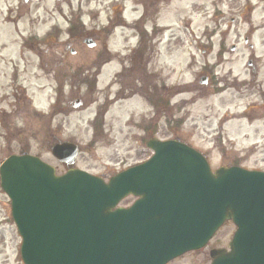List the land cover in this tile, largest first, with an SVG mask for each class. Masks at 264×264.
Instances as JSON below:
<instances>
[{
	"label": "rangeland",
	"instance_id": "rangeland-1",
	"mask_svg": "<svg viewBox=\"0 0 264 264\" xmlns=\"http://www.w3.org/2000/svg\"><path fill=\"white\" fill-rule=\"evenodd\" d=\"M3 1L5 0H0V4ZM8 1L15 8L13 16L21 9L27 34L42 38L55 27L61 31L59 42L64 44L69 41L67 30L70 20L79 16V13L74 14V11H71L75 3L81 2L86 7L93 4V0H42L31 4H24L23 1L20 3L19 0ZM112 1L97 0L96 13H99L100 18L92 17V13L86 12L89 14L84 19L86 33L107 24L106 13L110 14L115 23L122 19L118 11L107 9L106 4ZM127 6L129 9L139 8L136 14L126 13L128 22L142 14L145 28L149 31L152 25L159 26L158 32L153 31L152 36L147 34V37L154 38L150 44L153 70L159 74L161 84L166 83L168 87L173 88L174 95L170 103L173 109L163 115L160 110L157 112L149 105V100L141 101L137 98L119 102L103 115L107 105L104 88L107 77L111 74L104 73L99 77L95 91L89 93L88 97L90 88H94L92 83L79 87L81 96L65 88L62 97L65 99L67 112L64 109L63 115H59L51 123L47 122V117L32 114L27 121L16 118L3 126L0 124V129L6 131L8 128L10 131L12 122L15 133L7 138L0 137V163L8 154L26 150L30 154L40 156L55 166L58 173H62L67 168L53 158L51 146L59 141H71L80 146L74 167L108 178L151 155L146 147L149 136L144 135L143 129L137 125L144 119L153 118L158 127V137L187 141L204 153L213 167L234 161L248 169L264 170V137L251 135L256 129L264 130V122H253L241 114L245 107L252 103V99L240 98L238 95L234 97L230 93L223 97H203L200 90H193L195 87H201L198 65L190 66L193 64L192 55H195L200 63L205 62L204 56L197 54L192 48L191 30L196 35L203 33L205 29L209 31L213 25L211 18L223 15L224 21L217 23L224 25H221L213 40V54L207 60L216 62V56L219 50H222L220 44L223 43L225 54L221 66L225 69L231 68L234 74H239V78L243 79L248 69V60L254 57V65L261 68V76L264 77V0H129ZM232 18L234 22H231ZM228 24H232L231 31ZM251 26L256 30L253 34L250 33ZM112 27L114 26H110V29ZM81 31L82 29L80 33ZM132 31L134 30L122 28L123 34L137 35V32ZM140 31L141 28L139 33ZM222 32L225 33L223 36ZM108 36L109 31L101 34L105 40ZM246 36H249V42L254 44L253 48L249 43H244ZM171 37L176 39L172 41ZM137 38L129 41V47L135 45L137 40L141 41L139 34ZM157 38H161L160 44H157ZM178 40L182 43L175 46L174 43ZM233 45H236L237 50L230 52ZM126 46L127 44L124 45L122 54L125 53ZM64 49V46L59 48ZM76 49L92 52L94 48L77 46ZM37 73L41 78L36 79ZM43 77H47V74L33 67L29 73L28 84L31 87L33 104L46 108L53 91L48 87L44 90L40 88L47 85V80ZM162 94L168 95L167 91H162ZM81 97L84 99V105L80 108H73L66 103ZM98 110L100 117L94 131L92 122ZM58 120H61L60 123ZM128 202L129 200L123 203ZM20 246L21 238L11 217L10 201L0 187V264H23ZM201 258L189 254L175 264H192L195 259Z\"/></svg>",
	"mask_w": 264,
	"mask_h": 264
},
{
	"label": "water",
	"instance_id": "water-1",
	"mask_svg": "<svg viewBox=\"0 0 264 264\" xmlns=\"http://www.w3.org/2000/svg\"><path fill=\"white\" fill-rule=\"evenodd\" d=\"M148 146L155 155L147 163L109 184L79 170L57 177L36 157L9 158L1 183L23 237L25 264H165L201 247L226 219H264V172L212 173L185 144L153 140ZM53 154L72 164L76 147L58 144ZM130 193L144 198L130 210H111ZM250 233L241 224L235 244Z\"/></svg>",
	"mask_w": 264,
	"mask_h": 264
},
{
	"label": "flooded vegetation",
	"instance_id": "flooded-vegetation-1",
	"mask_svg": "<svg viewBox=\"0 0 264 264\" xmlns=\"http://www.w3.org/2000/svg\"><path fill=\"white\" fill-rule=\"evenodd\" d=\"M81 4L79 2V5ZM2 5L0 4L1 126L14 120L16 117L22 118L23 120L29 118L31 102L27 96L29 88L28 79L30 70L33 67L42 72L45 71L47 74H53L55 80H60L62 77L61 74L65 72L68 74L70 85L74 89L79 88L77 85L79 81L86 84L93 74V80L95 82L96 75L101 73L103 67L112 66L114 73L108 78L105 92L108 103L107 111H110V108L119 102L131 101L134 98L147 96L150 93L155 99L160 97L159 75L153 70L154 62L152 51L149 50L148 45H145V47L142 46L145 40L142 39L139 45L137 43L135 49H125V53L122 54V49L128 42L129 37L124 35L119 29L112 27L109 32V36H111L112 30L114 31L112 37L105 40L100 36L106 32V28H102L101 30V27H99L90 33L91 36H88L94 42L92 52L75 50L70 47L79 41H84L85 37L72 40L68 44L69 47L67 46L69 48L68 51L57 50V47L63 46V44L58 43L55 37H49L40 43L45 49L34 50V54L31 56L32 52L28 50V47L32 44L31 37L20 36L19 41H11L14 33L21 28L24 30L23 27L25 25L19 20L16 23L17 25H15L16 20L12 18L13 9H10L11 3L7 1ZM3 7L5 8V12H3ZM119 23H121L120 20ZM98 45H100V51H98ZM195 47L200 46L196 45ZM200 52L204 54L206 59L208 55L212 54V52L209 53L206 50ZM222 55L217 58L222 59ZM253 61V58L249 60L248 65L250 67L244 73L245 77L243 79L239 78V74H233L231 68L225 69L221 67L219 65L220 63L215 65L203 64L200 70L202 74L200 83L204 89L202 91L203 96L212 94L223 97L227 93H230L234 97L238 95L240 98L247 97V99H252V103L242 113L245 118L253 122L263 123L264 77L261 76V68L254 66ZM222 63L224 62L222 61ZM36 78H40V76L38 75ZM52 109L61 112L60 107L56 105H53ZM156 130L151 137L158 134V130ZM251 135L253 137H264V130L256 129L252 131ZM263 224V221L253 222V229L258 231L257 234L253 233L252 235L254 247H264ZM237 230L238 225L232 220H227L203 248L195 252L186 253L168 264H175L178 260L189 254L202 257L200 260L195 259L192 264H212L215 260L214 254L217 250H224L225 255L231 252L230 243ZM243 243L244 241L238 244L237 248L239 251H242ZM223 261L228 262V260ZM233 261L237 264L241 262L240 259H234Z\"/></svg>",
	"mask_w": 264,
	"mask_h": 264
}]
</instances>
